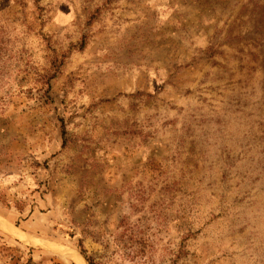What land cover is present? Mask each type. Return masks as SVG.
Instances as JSON below:
<instances>
[{
	"label": "rangeland",
	"instance_id": "374dc122",
	"mask_svg": "<svg viewBox=\"0 0 264 264\" xmlns=\"http://www.w3.org/2000/svg\"><path fill=\"white\" fill-rule=\"evenodd\" d=\"M74 255L264 264V0H0V264Z\"/></svg>",
	"mask_w": 264,
	"mask_h": 264
},
{
	"label": "bare ground",
	"instance_id": "6f19581e",
	"mask_svg": "<svg viewBox=\"0 0 264 264\" xmlns=\"http://www.w3.org/2000/svg\"><path fill=\"white\" fill-rule=\"evenodd\" d=\"M10 229V228H9ZM24 237H25V235H24ZM23 239V238H22ZM27 239V238H26ZM65 251V250H64ZM71 253V252H70ZM73 254V253H72ZM72 258L73 259H75V261H77V262H79L80 264H86L85 263V261L83 260V258L82 257H80V256H77V255H74V256H72Z\"/></svg>",
	"mask_w": 264,
	"mask_h": 264
},
{
	"label": "water",
	"instance_id": "95a60500",
	"mask_svg": "<svg viewBox=\"0 0 264 264\" xmlns=\"http://www.w3.org/2000/svg\"><path fill=\"white\" fill-rule=\"evenodd\" d=\"M85 260H86V259H85ZM86 263H87V264H90V263L87 262V260H86Z\"/></svg>",
	"mask_w": 264,
	"mask_h": 264
}]
</instances>
